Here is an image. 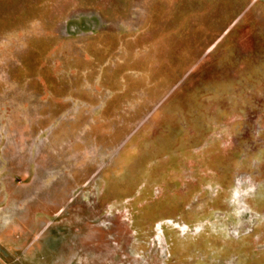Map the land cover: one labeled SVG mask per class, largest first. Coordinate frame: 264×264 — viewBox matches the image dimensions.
I'll return each mask as SVG.
<instances>
[{
  "label": "rangeland",
  "instance_id": "obj_1",
  "mask_svg": "<svg viewBox=\"0 0 264 264\" xmlns=\"http://www.w3.org/2000/svg\"><path fill=\"white\" fill-rule=\"evenodd\" d=\"M0 264H264V0H0Z\"/></svg>",
  "mask_w": 264,
  "mask_h": 264
}]
</instances>
